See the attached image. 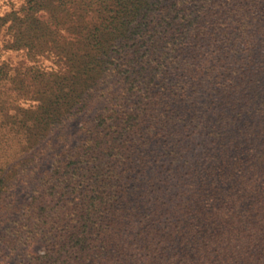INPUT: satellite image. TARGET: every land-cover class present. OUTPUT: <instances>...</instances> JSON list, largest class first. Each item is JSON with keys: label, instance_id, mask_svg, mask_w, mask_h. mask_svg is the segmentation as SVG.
Returning <instances> with one entry per match:
<instances>
[{"label": "trees", "instance_id": "16d2710c", "mask_svg": "<svg viewBox=\"0 0 264 264\" xmlns=\"http://www.w3.org/2000/svg\"><path fill=\"white\" fill-rule=\"evenodd\" d=\"M0 4V257L264 264V0Z\"/></svg>", "mask_w": 264, "mask_h": 264}, {"label": "rangeland", "instance_id": "374dc122", "mask_svg": "<svg viewBox=\"0 0 264 264\" xmlns=\"http://www.w3.org/2000/svg\"><path fill=\"white\" fill-rule=\"evenodd\" d=\"M18 1V0H17ZM2 4H0V6H1ZM5 9V7L3 6L2 8H1V10L3 11ZM8 55V53L6 52V55L5 56H7ZM17 56V54L16 53H14V54H11V57H16ZM76 123V122H75ZM75 123H73V125H71V126H69V131L70 132H74L75 130H76V124ZM73 141V138L72 137H70V142H72ZM40 244H34L31 248H30V251L31 252H33V253H35V252H38L39 250H40ZM0 251H2V248H0ZM2 253H3V251H2ZM0 264H14V261L11 259V258H9V257H3V255H2V257H0Z\"/></svg>", "mask_w": 264, "mask_h": 264}]
</instances>
